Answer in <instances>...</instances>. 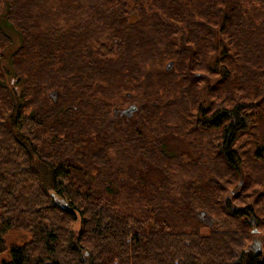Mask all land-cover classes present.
I'll return each instance as SVG.
<instances>
[{
  "label": "trees",
  "instance_id": "trees-1",
  "mask_svg": "<svg viewBox=\"0 0 264 264\" xmlns=\"http://www.w3.org/2000/svg\"><path fill=\"white\" fill-rule=\"evenodd\" d=\"M135 2L127 22L116 0H0V252L30 234L1 264H264L247 242V216L264 231V0ZM168 132L206 145L203 171ZM216 172L260 204L218 198Z\"/></svg>",
  "mask_w": 264,
  "mask_h": 264
},
{
  "label": "rangeland",
  "instance_id": "rangeland-1",
  "mask_svg": "<svg viewBox=\"0 0 264 264\" xmlns=\"http://www.w3.org/2000/svg\"><path fill=\"white\" fill-rule=\"evenodd\" d=\"M135 14V13H134ZM126 18V15H125ZM135 19V16L132 14H130L128 16V18H126L127 22H133ZM2 24L3 27L5 29L6 32H8L9 34H12V29L10 28V26H8L6 24V22L4 21V18L2 17ZM12 48L10 49V53L15 49V47L18 45V38H16L15 36H13L12 38ZM9 52V51H8ZM8 52L6 53V56L4 57V59L1 61V65L3 67L4 73H5V83L16 93V94H20L21 90H22V84L20 82V79H18V77H15L13 75V70L11 68V63H10V57ZM172 61V60H168L166 62H164V68L167 64V62ZM172 68V67H171ZM55 90H51L48 93V96L51 93L55 94ZM56 98H57V92H56ZM204 95H208L207 92H204ZM50 97V96H49ZM52 100L53 98L50 97ZM255 101H250L249 104H253ZM248 101H246L245 105H249ZM129 105H131V103L126 104L125 106H123L122 108H116V110L113 111H118L121 114V111L125 108H127ZM135 105V104H133ZM247 112L252 111V109H246ZM193 135L189 134L188 136L184 135H180V134H174L172 132H168L165 134L166 137V143H165V151L167 152V154L169 155H173V157L177 158H181L183 161L182 162H187V163H192V162H199V169L203 171V164L207 163L208 158H210L208 155L209 153H207V150H205L206 145L203 146H197V144L194 143L193 141ZM207 140V139H204ZM189 168H171L170 173L176 177V178H180L181 180H185L186 178H192V175L195 176V172H191ZM154 170V169H153ZM187 170V171H185ZM202 171H198V175L197 177L204 173V176L206 174L210 175L209 173H205ZM187 172V173H186ZM158 172L156 171H152L151 173H149L147 175L148 178L150 179H156L158 176L157 174ZM145 175V172L143 173ZM212 174V173H211ZM214 177H216V179H218L222 186L223 189L218 191L217 193V197H221L223 200H228L230 201V204L232 207L234 206H243V205H254V207H256V205L260 204V202H256V193L257 191H259V188H256L254 190H248L245 189L242 191V188L240 187L241 184V180L237 179V180H233V181H229V182H225L224 180H220L222 179L221 177H219L218 173L216 172V174H214ZM211 176V175H210ZM256 190V192H254ZM242 193V195H241ZM253 207V209H255ZM201 214H204V212H201ZM200 214V215H201ZM199 215V216H200ZM208 217H212V216H208ZM212 219V218H211ZM199 220L201 221L200 223H204L202 218H199ZM253 220L254 223L251 224L252 226L249 229V238L247 240L248 242V247L255 249L257 246H261L262 241L264 240V231L262 227L257 226L255 223H263L262 221H256L255 216H253V214L251 216H247V223H251ZM212 221H214L212 219ZM214 223V222H213ZM205 225H207L206 223H204ZM209 226V225H208ZM258 228V229H257ZM255 230V234H253ZM201 231H206V228H201ZM30 238V234L29 232L22 230L20 228H11L9 229L5 235L3 236L4 239V245H5V249L3 251L0 252V264L2 261L7 260L8 259V249L10 246L12 245H19L22 244L26 241H28ZM251 242V244H250ZM259 242V243H258ZM252 243L254 244L253 246ZM259 244V245H257ZM260 246L258 247L260 250ZM247 247V248H248Z\"/></svg>",
  "mask_w": 264,
  "mask_h": 264
},
{
  "label": "flooded vegetation",
  "instance_id": "flooded-vegetation-1",
  "mask_svg": "<svg viewBox=\"0 0 264 264\" xmlns=\"http://www.w3.org/2000/svg\"><path fill=\"white\" fill-rule=\"evenodd\" d=\"M116 1H119L120 4L119 7H124V11H125L124 16L126 15V18H128L130 14L136 16L137 8H136L135 0H116ZM199 217L203 219L204 223H213L212 219L207 215L201 214ZM254 221L255 220H253L251 223H254Z\"/></svg>",
  "mask_w": 264,
  "mask_h": 264
},
{
  "label": "water",
  "instance_id": "water-1",
  "mask_svg": "<svg viewBox=\"0 0 264 264\" xmlns=\"http://www.w3.org/2000/svg\"><path fill=\"white\" fill-rule=\"evenodd\" d=\"M172 66H173V61L167 62L165 66V71L170 70ZM49 96L53 98V101H56V95L54 93H51ZM136 109L137 106L131 104L127 108L123 109L121 111V114L124 115L125 117H130L136 111Z\"/></svg>",
  "mask_w": 264,
  "mask_h": 264
},
{
  "label": "bare ground",
  "instance_id": "bare-ground-1",
  "mask_svg": "<svg viewBox=\"0 0 264 264\" xmlns=\"http://www.w3.org/2000/svg\"><path fill=\"white\" fill-rule=\"evenodd\" d=\"M57 99V98H56ZM254 232H255V230H254ZM242 247V246H241Z\"/></svg>",
  "mask_w": 264,
  "mask_h": 264
}]
</instances>
